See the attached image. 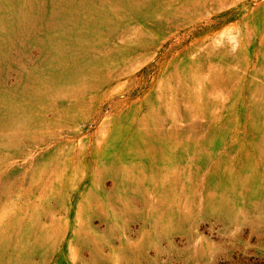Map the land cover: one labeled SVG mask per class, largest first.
I'll use <instances>...</instances> for the list:
<instances>
[{
  "label": "rangeland",
  "instance_id": "obj_1",
  "mask_svg": "<svg viewBox=\"0 0 264 264\" xmlns=\"http://www.w3.org/2000/svg\"><path fill=\"white\" fill-rule=\"evenodd\" d=\"M264 0H0V264H264Z\"/></svg>",
  "mask_w": 264,
  "mask_h": 264
},
{
  "label": "crops",
  "instance_id": "obj_2",
  "mask_svg": "<svg viewBox=\"0 0 264 264\" xmlns=\"http://www.w3.org/2000/svg\"><path fill=\"white\" fill-rule=\"evenodd\" d=\"M254 237L256 238V240L264 239V233L258 232V234H256ZM247 253L256 254L260 257H264V252H259L258 250H255L254 252L253 251H247Z\"/></svg>",
  "mask_w": 264,
  "mask_h": 264
}]
</instances>
